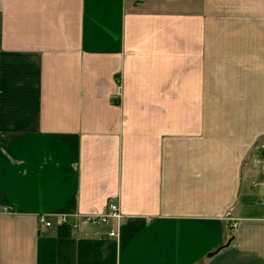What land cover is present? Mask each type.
I'll return each instance as SVG.
<instances>
[{
    "label": "crops",
    "instance_id": "crops-1",
    "mask_svg": "<svg viewBox=\"0 0 264 264\" xmlns=\"http://www.w3.org/2000/svg\"><path fill=\"white\" fill-rule=\"evenodd\" d=\"M259 138L264 0H0V264H264Z\"/></svg>",
    "mask_w": 264,
    "mask_h": 264
},
{
    "label": "rangeland",
    "instance_id": "rangeland-1",
    "mask_svg": "<svg viewBox=\"0 0 264 264\" xmlns=\"http://www.w3.org/2000/svg\"><path fill=\"white\" fill-rule=\"evenodd\" d=\"M114 99H115V102L119 103V97H116V98L114 97ZM211 105L213 107V109H211V115H212L211 116V130H212V129H216L215 126L218 125V123H219V119L217 118V112L220 108H219V103H211ZM223 112L225 113L226 110ZM220 123H222V122H220ZM219 139H225V141L228 142L229 140L234 139V137L231 135H224V134H218L216 132H211L210 140L212 143H214L215 146L217 145V142ZM256 145H257V148H255V150H254L255 152L252 151V155H251V152L247 151L246 156L249 154L250 162L252 161L256 165V168L259 167L261 169V174H263V183H264V139L259 138ZM110 202H112V201H109L108 203H110ZM115 205L118 207L117 203H115ZM104 209H102L101 211L87 212V213H83L80 211H73L70 213H68V212L48 213V214H46L47 217H45L43 222L39 221V223L42 224V226H44V227H48V226H51L53 224H67V223L70 224V222L72 220L78 219V222H79L78 225L79 226H81V225L92 226V224L84 221V219H82V216L83 215H92L93 213L98 214V213H101ZM118 210H119V207H118ZM39 215L45 216V214H39ZM63 215L67 216L65 220H63V219L61 220V217ZM116 215H118V216H115L112 219H110L109 221H106V223H102V224H108V223L110 224L111 223L113 225L118 226L120 224V221L122 220L123 214L119 210L118 214H116ZM230 221H231V219H229V222ZM235 224H236L235 222L231 223L230 226L233 227V226H235ZM96 225H98V224H96ZM116 230H117V228H116ZM117 233H118V230H117Z\"/></svg>",
    "mask_w": 264,
    "mask_h": 264
},
{
    "label": "built area",
    "instance_id": "built-area-1",
    "mask_svg": "<svg viewBox=\"0 0 264 264\" xmlns=\"http://www.w3.org/2000/svg\"><path fill=\"white\" fill-rule=\"evenodd\" d=\"M120 94V91H119V87L116 88V91H115V96H118ZM105 209L101 212V213H93L92 215H83L82 216V219H84V221H86L87 223H90L92 225H96V224H102V223H106V221H109L110 219H112L113 217L115 216H118L116 214H118V207L115 205L114 202H110L108 203L105 207ZM46 214L45 216L44 215H39L38 216V221L40 222H43V220L45 219ZM67 216L63 215L61 217V220H65ZM70 224L73 226V227H77L79 226V222H78V219H74L70 222ZM108 235L110 237H115L117 238L118 237V233H117V230L116 228H111L108 232Z\"/></svg>",
    "mask_w": 264,
    "mask_h": 264
},
{
    "label": "water",
    "instance_id": "water-1",
    "mask_svg": "<svg viewBox=\"0 0 264 264\" xmlns=\"http://www.w3.org/2000/svg\"><path fill=\"white\" fill-rule=\"evenodd\" d=\"M216 250H218V249H216ZM215 251H211V252H209L208 253V255H211V254H213Z\"/></svg>",
    "mask_w": 264,
    "mask_h": 264
}]
</instances>
